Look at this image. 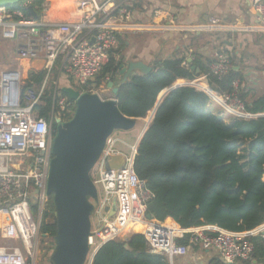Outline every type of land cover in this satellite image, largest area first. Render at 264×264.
I'll return each mask as SVG.
<instances>
[{"label":"built area","instance_id":"2783aa9c","mask_svg":"<svg viewBox=\"0 0 264 264\" xmlns=\"http://www.w3.org/2000/svg\"><path fill=\"white\" fill-rule=\"evenodd\" d=\"M62 2L63 8L54 12L52 0H46L39 18L19 7L0 6L1 35L5 40L20 41L19 59L44 61L39 69L44 74L40 86L24 84L20 69L0 71V264L36 263L34 243L40 235L41 221L35 212L41 213L49 203L47 186L55 115L48 121L35 107L42 102L50 76L58 68L59 75L65 74L81 88H88L106 64L117 59L121 32L142 27L134 21V11L122 0ZM253 6L264 27V0H253ZM155 13L158 15V10ZM211 22L213 26L221 25L217 18ZM184 65L189 66L187 61ZM208 67L211 74L223 76L231 69L230 57L218 52ZM234 85V92H222L209 83L208 74H199L171 87L191 86L203 91L210 99L209 109L214 110L212 104L215 105L214 111L227 121L264 115L248 111L237 91L239 81ZM54 103L56 115L65 117L72 102L54 91ZM120 142L113 134L109 136L97 163L95 184L102 200L96 212L98 223L89 238V264L104 244L115 239L125 241L135 232L144 235L152 253L166 255L171 261L187 255L191 247L217 251L222 264L252 260L254 244L241 233L186 229L172 219L163 222L147 216V203L153 193L134 169L138 143L125 153L118 147ZM117 154L124 155L123 164L110 167L109 162ZM35 190L39 191L36 209L31 198ZM186 233H191L189 243L183 244L179 240Z\"/></svg>","mask_w":264,"mask_h":264},{"label":"trees","instance_id":"16d2710c","mask_svg":"<svg viewBox=\"0 0 264 264\" xmlns=\"http://www.w3.org/2000/svg\"><path fill=\"white\" fill-rule=\"evenodd\" d=\"M45 1L25 0L10 7H19L31 15L25 6L29 3L39 18ZM120 42L125 43L122 37ZM184 62L185 58L174 56L157 59L150 73L138 72L121 83L124 60L112 58L95 83L101 86L111 80L119 85L114 97L120 110L129 117L141 118L178 79L208 74L209 83L222 92H234V83L239 81L237 91L246 109L264 113V94L251 95L245 88L242 71L235 69L233 62L223 76L211 74L208 65L200 62L196 67L201 72L197 73L193 64L188 62L186 66ZM43 80V72L33 73L27 86H40ZM209 102L203 91L179 86L169 91L159 105L138 144L134 160L136 174L153 193L146 215L163 222L172 219L186 229L211 225L238 233L254 230L264 224V115L227 121L209 109ZM35 110L47 119L57 114L52 89L46 91ZM52 215L49 211L43 214L42 235H56L55 217L48 221ZM190 235L186 233L179 241L188 244ZM249 240L254 244L253 258L241 264H264V234L251 235ZM128 244L129 248L122 239L107 242L92 264H171L166 255L150 251L141 233L134 234ZM208 264L222 261L217 257Z\"/></svg>","mask_w":264,"mask_h":264},{"label":"crops","instance_id":"0c3cea01","mask_svg":"<svg viewBox=\"0 0 264 264\" xmlns=\"http://www.w3.org/2000/svg\"><path fill=\"white\" fill-rule=\"evenodd\" d=\"M62 1L59 0L56 6L52 0L54 12L63 8ZM122 1L131 7L135 14L134 21L142 26L121 32L120 37L125 43L120 42V47L123 45L125 49L119 57L124 60V65L127 66L129 60H141L154 66L157 59L172 56L185 58L194 66L198 62L209 65L218 52L224 53L230 57L234 68L242 71L245 88L250 90L251 95L257 97L264 94V27L254 9L253 0ZM157 10L158 15L155 13ZM212 18L219 19L221 25H211ZM141 32L146 36L148 34L147 40L144 47H136L132 36ZM9 41L16 44L18 49L20 41ZM182 80L178 79L175 83ZM202 228L213 232L222 229L211 225ZM240 233L248 239L257 233L264 234V224ZM217 257V251L191 247L187 255L175 257L172 263L208 264Z\"/></svg>","mask_w":264,"mask_h":264},{"label":"water","instance_id":"95a60500","mask_svg":"<svg viewBox=\"0 0 264 264\" xmlns=\"http://www.w3.org/2000/svg\"><path fill=\"white\" fill-rule=\"evenodd\" d=\"M23 1L25 0H0V6H12ZM27 8L32 15H38L33 5ZM43 63V60L37 59L32 65L40 69ZM192 69L197 73L201 72L194 65ZM152 70L153 66L144 61L129 60L127 66H121V83L138 72L147 74ZM107 85L115 96L119 85L111 80ZM174 88L177 86L166 89L159 97L154 107V116L163 98ZM63 92L77 103V107L73 117L67 121L59 115L54 116L53 158L47 193L54 197L57 233L54 236L56 247L50 260L52 264H85L90 250L91 215L95 208L91 199L95 202L98 200V189L90 177V171L101 157L108 137L116 130L133 129L137 118L125 115L120 110L116 97L104 100L97 93H80L72 87H64ZM124 160V155L117 154L109 162V166L120 167ZM38 194L39 191L35 190L31 195L33 207L38 204ZM136 233L139 232L134 234ZM134 234L125 239L127 248ZM253 262L256 263V260Z\"/></svg>","mask_w":264,"mask_h":264},{"label":"rangeland","instance_id":"374dc122","mask_svg":"<svg viewBox=\"0 0 264 264\" xmlns=\"http://www.w3.org/2000/svg\"><path fill=\"white\" fill-rule=\"evenodd\" d=\"M147 36L144 34V32H141L139 34H135L134 36H132V39L136 47H138L139 45L144 47V44H145L144 42ZM124 49L125 47L123 45L121 47L119 45V48H118L119 52H117L118 54L117 57H119L120 53L122 54V51ZM32 64L33 62L31 60H23V61L20 60L19 55L17 54L16 44H14L13 42L9 40H5L2 37L1 32H0V71L4 69H20L22 71L24 84H27V80L31 77L33 73H36L35 71L39 73L41 72V70L33 69ZM95 81H97V79ZM64 87H72L75 90L79 91L80 93H84V92L97 93L104 100L114 97L112 90L108 87L107 83H104L101 86H97V84L94 82L93 85H90L88 88L83 89L75 81H73L72 79H69L67 75L65 74L59 75L58 68H56L55 73H53L52 76H50L49 81L46 84L44 94L46 93L47 90L50 91L52 89V93H54V91H57V96L63 97L62 92H63ZM163 93L164 92H162L159 97H161ZM76 107H77V103L75 101L70 103L69 108H68L69 110L68 114L65 117H62L63 120L67 121L70 118H72L75 113ZM212 108L214 110L217 109V107L213 104H212ZM153 110L154 108L151 111H149L145 117H141L137 119V123L135 125L136 128L134 127L133 129L127 130V131H124V130L114 131L113 135L122 140V142H120L118 145V147L122 151L126 153L129 152L130 146L139 141L142 133L148 127V125L150 124L153 118L152 117ZM48 121H51V119H48ZM53 128H54V121L52 119V129ZM98 161L94 165L93 169L90 171V177L94 183H95V177H97L96 169H97ZM101 200H102L101 192L100 194L98 192L97 202L91 199V201L94 202V205H95L94 211L91 215L92 228L95 225H97L98 220H99V216L96 212L100 207ZM41 211H42L41 213H39V211L35 212L36 219L41 221L40 226L42 225L43 214L45 213V211H49L50 215L53 214L52 216L48 218L49 219L48 221H51L52 217H55L56 219L53 195H50L48 205L44 207ZM34 245H35V250H36V253H35L36 263L35 264H52L50 259L56 247L55 237H52L50 235H42V233L40 232V235L38 236V239L36 240ZM91 254H92V249L90 248L85 264H89L90 258L92 256ZM174 259L175 258H173V260ZM195 260H196V257H195ZM200 261H202L201 258H200Z\"/></svg>","mask_w":264,"mask_h":264},{"label":"bare ground","instance_id":"6f19581e","mask_svg":"<svg viewBox=\"0 0 264 264\" xmlns=\"http://www.w3.org/2000/svg\"><path fill=\"white\" fill-rule=\"evenodd\" d=\"M53 1H54L55 5L57 6L59 0H53ZM144 126H145V125H144ZM135 128H136V127H135Z\"/></svg>","mask_w":264,"mask_h":264}]
</instances>
